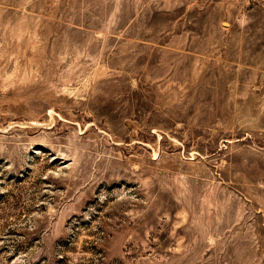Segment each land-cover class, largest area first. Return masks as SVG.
Returning <instances> with one entry per match:
<instances>
[{
    "label": "rangeland",
    "instance_id": "1",
    "mask_svg": "<svg viewBox=\"0 0 264 264\" xmlns=\"http://www.w3.org/2000/svg\"><path fill=\"white\" fill-rule=\"evenodd\" d=\"M0 264H264V0H0Z\"/></svg>",
    "mask_w": 264,
    "mask_h": 264
}]
</instances>
